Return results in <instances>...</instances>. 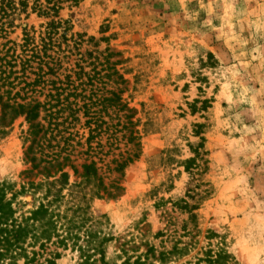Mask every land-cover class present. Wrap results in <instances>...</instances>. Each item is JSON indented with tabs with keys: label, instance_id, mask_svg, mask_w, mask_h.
Masks as SVG:
<instances>
[{
	"label": "rangeland",
	"instance_id": "obj_1",
	"mask_svg": "<svg viewBox=\"0 0 264 264\" xmlns=\"http://www.w3.org/2000/svg\"><path fill=\"white\" fill-rule=\"evenodd\" d=\"M60 7L80 46L53 85L29 94L45 104L38 134L24 117L2 125L0 104V184L18 192L68 175L58 207L66 241L45 254H60L54 264H99V254L122 264L153 248L156 258L167 254L162 264L219 254L264 264V0ZM47 22L21 15L0 36V65L2 44H20L22 28L38 33ZM29 192L17 196L18 214L38 206L43 190Z\"/></svg>",
	"mask_w": 264,
	"mask_h": 264
},
{
	"label": "trees",
	"instance_id": "obj_2",
	"mask_svg": "<svg viewBox=\"0 0 264 264\" xmlns=\"http://www.w3.org/2000/svg\"><path fill=\"white\" fill-rule=\"evenodd\" d=\"M42 1L43 3L41 0L32 2L30 0H0L2 40L7 39L8 31L14 28L15 21H19L21 15L28 17L30 14H36L48 20L40 27L38 33L34 29L22 28L20 44L12 41L2 44V66L0 65L2 125H10L16 118L24 117L30 125V130H34L32 133L34 136L38 134L35 130L38 125L34 123L39 119V109L45 104L41 106L39 102L30 98V95L40 94L37 92V87L42 92L49 84L53 85L54 82L49 77H55L64 65L68 64L63 63L62 60L68 59L73 49H78L80 46V42L77 41L78 35L71 33V23L59 18L62 0ZM7 45L10 47L6 49ZM82 59L83 57H80L77 62H83ZM78 63L76 67L82 71ZM11 77H13L12 80ZM119 79L124 83L122 77ZM21 84L23 86H20ZM17 86H19L18 90L13 94ZM5 87L9 90L3 92ZM5 95L6 99H4ZM18 99L20 102H17ZM27 100L29 101L26 102ZM124 167V163L119 165L117 172H121ZM84 169L85 177L92 175L94 171L93 165ZM68 185V175L63 170H59L53 177L45 176L43 182L36 186H30L28 189L22 186L18 192L10 184L5 182L0 184V264H20L21 262L22 264H39L44 256V263L54 264L55 260L60 258L57 252L49 254L45 252L49 244L54 245L56 242L63 245L66 241L62 239L59 242L61 229V233H67L68 230L65 224L61 223L65 216H61L58 207L62 198L65 197H62L63 192L67 187V190L70 189ZM29 189L33 191V196L38 190H43V193L40 192L41 197L38 196V206L31 211L18 214L17 196L30 193ZM73 195L74 193H70L67 197L70 203L73 201ZM99 255L98 263L108 264L104 260V254ZM166 256L167 254L161 253L156 258L153 248H150L145 254L138 256L134 262L127 258L122 264H147L149 259L162 264L165 263ZM221 260L224 262L230 260L228 264H236L232 256L220 254L214 259H206L204 263L221 264ZM85 264H88L87 260Z\"/></svg>",
	"mask_w": 264,
	"mask_h": 264
}]
</instances>
